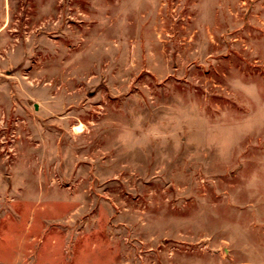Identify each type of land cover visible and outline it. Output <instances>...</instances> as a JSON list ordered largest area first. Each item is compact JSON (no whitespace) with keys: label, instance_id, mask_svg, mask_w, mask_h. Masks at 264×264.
<instances>
[{"label":"rangeland","instance_id":"rangeland-1","mask_svg":"<svg viewBox=\"0 0 264 264\" xmlns=\"http://www.w3.org/2000/svg\"><path fill=\"white\" fill-rule=\"evenodd\" d=\"M0 264H264V0H0Z\"/></svg>","mask_w":264,"mask_h":264}]
</instances>
